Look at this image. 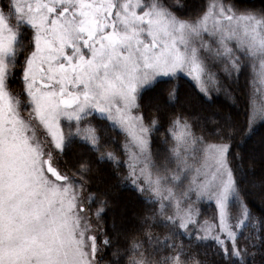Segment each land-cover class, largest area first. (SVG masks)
<instances>
[{"label":"snow or ice","instance_id":"1","mask_svg":"<svg viewBox=\"0 0 264 264\" xmlns=\"http://www.w3.org/2000/svg\"><path fill=\"white\" fill-rule=\"evenodd\" d=\"M185 77L241 112L177 111ZM257 126L264 0H0V264H264Z\"/></svg>","mask_w":264,"mask_h":264},{"label":"trees","instance_id":"2","mask_svg":"<svg viewBox=\"0 0 264 264\" xmlns=\"http://www.w3.org/2000/svg\"><path fill=\"white\" fill-rule=\"evenodd\" d=\"M242 84L243 81H241ZM162 87L166 90L178 87L179 103L175 105L176 110L179 111L181 108L188 109L202 118L223 120L228 116L241 112L242 109V104L235 106L232 100L224 96L219 97L217 102L211 106L201 105L193 92L191 81L186 77L174 80L172 83L165 84ZM237 95H241L242 99V93L238 91ZM237 143L241 145L245 157L243 170L239 173L241 187L249 193L250 201H252L259 212L261 199L264 197V186L260 184V177L264 173V127L257 126L255 134L250 139H247L246 143L241 140H238ZM253 164L255 165L254 168ZM111 191L118 199L115 213L117 221H119L121 211L125 208L132 211L136 207L137 201L130 191L124 190L123 186L118 187L115 180L111 181ZM108 223H111V218H109ZM157 231L159 232L160 230L158 229ZM204 250L201 248L199 251L203 253ZM210 255L211 252L209 251ZM257 260L259 262L260 257H257Z\"/></svg>","mask_w":264,"mask_h":264},{"label":"rangeland","instance_id":"3","mask_svg":"<svg viewBox=\"0 0 264 264\" xmlns=\"http://www.w3.org/2000/svg\"><path fill=\"white\" fill-rule=\"evenodd\" d=\"M166 79V78H165Z\"/></svg>","mask_w":264,"mask_h":264}]
</instances>
